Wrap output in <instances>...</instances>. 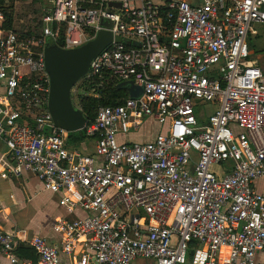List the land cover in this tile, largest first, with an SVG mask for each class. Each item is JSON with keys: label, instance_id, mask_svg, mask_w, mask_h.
<instances>
[{"label": "built area", "instance_id": "built-area-1", "mask_svg": "<svg viewBox=\"0 0 264 264\" xmlns=\"http://www.w3.org/2000/svg\"><path fill=\"white\" fill-rule=\"evenodd\" d=\"M4 20L0 10L8 172L31 173L69 213L82 211L56 221L60 249L29 241L36 262L0 232L11 264H258L259 253L264 264V195L255 188L264 178V71L250 58L264 0H52L38 38ZM102 29L123 41L101 50L84 79L131 83L140 94L97 109L84 127L90 154L67 144L48 111L44 46L60 45L64 31L60 46L78 47ZM147 124L159 127L152 140H120Z\"/></svg>", "mask_w": 264, "mask_h": 264}, {"label": "crops", "instance_id": "crops-1", "mask_svg": "<svg viewBox=\"0 0 264 264\" xmlns=\"http://www.w3.org/2000/svg\"><path fill=\"white\" fill-rule=\"evenodd\" d=\"M259 66V65H258ZM261 69L262 67L259 66ZM263 70V69H262ZM129 86V83H126ZM3 91V87L0 83V94ZM149 126V124H147ZM146 126V125H145ZM144 126V127H145ZM155 135L159 131V127L156 125ZM143 129V128H142ZM141 131V129H140ZM139 132V131H138ZM134 133L128 135H120V140H132ZM155 135L150 139L152 140ZM149 141V140H148ZM82 151L92 154L94 152V142L82 143L79 146ZM91 148V150H90ZM6 156L5 144L0 140V216H2L7 223L10 221L12 223L11 230L1 231L5 233H11L14 238L18 241L16 247L22 243L29 246V241L36 236L44 238L49 244L60 249L61 234L54 230V225L59 219L73 220L77 216L82 215V211L75 210L69 213L65 207L59 205V195L54 194L48 190H45L41 181L29 172L22 171L20 174H15L8 172V164ZM6 174L5 177L2 175ZM255 188L258 192L264 195V178H258L255 181ZM44 194L45 198L41 199L39 202L41 205L37 204L34 214L41 212L42 217L36 220L37 226H35V231L28 228V226L20 227L18 219L20 218L21 209H25L28 203L37 199V197ZM49 200V202H48ZM40 207H42L40 209ZM3 219V220H4ZM30 247V246H29ZM85 249L84 244L78 243L75 247V252H79ZM61 258L64 262L71 263L72 256L66 254H61ZM258 264H263V254L259 253L257 256ZM0 264H11L9 259L1 253L0 251ZM154 264V262H152Z\"/></svg>", "mask_w": 264, "mask_h": 264}, {"label": "water", "instance_id": "water-1", "mask_svg": "<svg viewBox=\"0 0 264 264\" xmlns=\"http://www.w3.org/2000/svg\"><path fill=\"white\" fill-rule=\"evenodd\" d=\"M104 27H111L110 20H103ZM112 40L123 41L120 36L105 29L99 30L93 39L74 48L64 49L57 43L46 42L44 46L45 69L49 75L50 86L47 108L54 124L69 132L83 130L88 123L87 116L78 108L72 91L74 86L87 74L92 59ZM119 85H126L121 82ZM130 96L140 94L139 88L129 83Z\"/></svg>", "mask_w": 264, "mask_h": 264}, {"label": "trees", "instance_id": "trees-1", "mask_svg": "<svg viewBox=\"0 0 264 264\" xmlns=\"http://www.w3.org/2000/svg\"><path fill=\"white\" fill-rule=\"evenodd\" d=\"M18 1L24 2L27 0ZM31 3L36 4L39 7V11L41 10L39 20L40 24L36 25L35 27H32V25H28L27 21L26 24L23 23L25 24V27H23V24H19L22 15H17L15 13L12 4L4 7L3 0H0V10L3 12L5 18L3 27L5 29L15 31L20 35V37L38 38L42 31V17L45 14V11L50 7H46L43 3V0H32ZM28 9H30V7ZM61 39L62 40L59 43L60 45H62L64 41V31H62L61 33ZM252 40L250 43L251 49H253ZM79 82L80 87L83 88V92L81 94H77V102L75 103V105L80 108L81 111L87 116L89 123L94 120L96 116V111L100 106H115L121 104L125 98L130 96L128 87H126V85H119L120 82L116 80L104 82L101 86L97 85L98 80H93L89 82L83 78ZM93 89H95L94 91L98 94L97 97L87 94ZM93 140V137H88L85 134L84 129L69 132L67 134V144L75 149H78L80 144L88 143ZM14 252L20 259H29L32 262H36L38 260V256L34 253V251L29 246L24 245L22 243H20L16 247Z\"/></svg>", "mask_w": 264, "mask_h": 264}, {"label": "rangeland", "instance_id": "rangeland-1", "mask_svg": "<svg viewBox=\"0 0 264 264\" xmlns=\"http://www.w3.org/2000/svg\"><path fill=\"white\" fill-rule=\"evenodd\" d=\"M32 0H27L24 2H20L18 0H3L4 2V7L11 5L15 10V13L17 15H22L19 24H23L26 22L28 25H32V27H35L36 25H39V20H40V11L39 7L36 4L31 3ZM154 2L158 3L160 0H153ZM43 3L45 4L46 7H50L52 5V0H43ZM31 5V6H30ZM30 7V9H28ZM28 19V20H27ZM25 24H23L25 27ZM259 32L257 37L253 38L252 44H253V49L251 50V60L255 62L257 65L261 66L263 71H264V25L259 24L257 26ZM83 92V88L80 87V82H78L72 91V97L74 103L77 102V94H81ZM213 107L210 106H205L204 111L206 115H209L210 113L213 112ZM151 127H156V125H146L141 131L134 133L132 136V140L136 142H144L150 140L153 135H155L156 128H151ZM80 151L82 149L78 148ZM91 150V148H90ZM83 153H87L82 151ZM213 168L220 172V169L217 166H213ZM45 195L42 194L41 196L37 197V199H33L28 203V206L25 209H21L20 213V218L18 219L20 227L28 226V228L32 229V231H35V226H37L36 220L40 219L42 217V213L38 211V213L34 214L33 212L36 209L37 204H40V200L44 199ZM49 202V200H48ZM35 207V208H34ZM34 208V209H33ZM42 207H40L41 209ZM38 210V209H36ZM2 216H0V232L3 231H8L11 230L12 223L8 221L7 223H4L5 219ZM130 264H152L151 260H147L144 258H137L134 259Z\"/></svg>", "mask_w": 264, "mask_h": 264}]
</instances>
